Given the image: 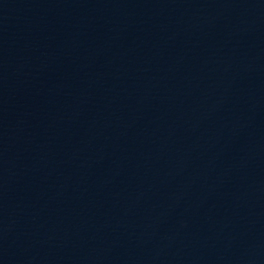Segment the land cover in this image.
Wrapping results in <instances>:
<instances>
[{
	"label": "water",
	"instance_id": "water-1",
	"mask_svg": "<svg viewBox=\"0 0 264 264\" xmlns=\"http://www.w3.org/2000/svg\"><path fill=\"white\" fill-rule=\"evenodd\" d=\"M0 264H264V0H0Z\"/></svg>",
	"mask_w": 264,
	"mask_h": 264
}]
</instances>
